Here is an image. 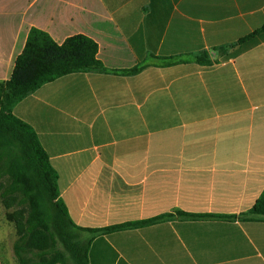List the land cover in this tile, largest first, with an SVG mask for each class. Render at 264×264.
Instances as JSON below:
<instances>
[{"label":"crops","instance_id":"1","mask_svg":"<svg viewBox=\"0 0 264 264\" xmlns=\"http://www.w3.org/2000/svg\"><path fill=\"white\" fill-rule=\"evenodd\" d=\"M33 28L84 35L108 71L71 73L17 103L69 215L102 229L177 211L240 215L264 191V0H0V89ZM226 49V52H223ZM208 54L211 64L197 55ZM152 57L184 59L120 71ZM117 71V72H116ZM0 264H17L2 217ZM89 264H264V220L175 217L101 234Z\"/></svg>","mask_w":264,"mask_h":264},{"label":"trees","instance_id":"2","mask_svg":"<svg viewBox=\"0 0 264 264\" xmlns=\"http://www.w3.org/2000/svg\"><path fill=\"white\" fill-rule=\"evenodd\" d=\"M263 33L264 28L238 44L243 45ZM98 51V44L87 36H73L58 44L48 33L33 28L24 51L16 59L11 78L0 89V193L7 209L16 207L6 217L17 231L14 246L17 264H68L69 260L73 264H89L90 246L99 235L141 228L177 216L191 220H264L263 191L255 205L240 215L177 211L176 215L165 214L102 229L75 224L61 197L58 173L38 135L13 114V109L41 86L60 77L108 71L98 58ZM195 58L200 64H211L206 54ZM183 61L179 57H152L148 63L120 72L132 75L151 65L171 66Z\"/></svg>","mask_w":264,"mask_h":264},{"label":"rangeland","instance_id":"3","mask_svg":"<svg viewBox=\"0 0 264 264\" xmlns=\"http://www.w3.org/2000/svg\"><path fill=\"white\" fill-rule=\"evenodd\" d=\"M226 51H227V50L225 49L223 52H226ZM206 55H207V57L209 58V55H208V54H206ZM2 181L4 182V180H2ZM0 204H1L2 209H3V212H2V214H1L2 217L5 218V220H6L7 222L11 223V224L14 226V228H15V225H14L12 222H10V221L7 220L6 214H7L8 212L15 211V210H16V207H11L10 209H7V208L5 207V205H4V203H3V199H2V197H1V193H0ZM15 230H16V228H15ZM17 238H18V236H17V231H16V237H15V239H14V246H15V243H16V241H17ZM60 250H61V249H60ZM13 251H14V254H15V249H13ZM0 252H1L2 256L5 257V259L8 260V256H10V255H8V249H0ZM15 257H16V255H15ZM16 261H17V257H16ZM68 264H73V263L69 260V261H68Z\"/></svg>","mask_w":264,"mask_h":264}]
</instances>
